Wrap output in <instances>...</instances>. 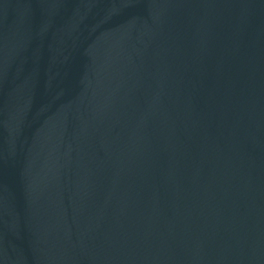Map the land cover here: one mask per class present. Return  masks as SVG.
<instances>
[{"label":"water","instance_id":"obj_1","mask_svg":"<svg viewBox=\"0 0 264 264\" xmlns=\"http://www.w3.org/2000/svg\"><path fill=\"white\" fill-rule=\"evenodd\" d=\"M0 264H264V0H0Z\"/></svg>","mask_w":264,"mask_h":264}]
</instances>
